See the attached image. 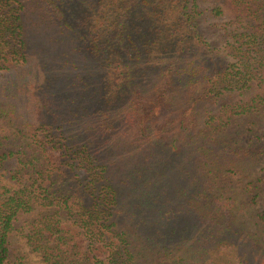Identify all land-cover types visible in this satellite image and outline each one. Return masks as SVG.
<instances>
[{"label":"trees","instance_id":"1","mask_svg":"<svg viewBox=\"0 0 264 264\" xmlns=\"http://www.w3.org/2000/svg\"><path fill=\"white\" fill-rule=\"evenodd\" d=\"M0 98V264L23 214L46 264H264L213 137L264 108V0H0Z\"/></svg>","mask_w":264,"mask_h":264},{"label":"rangeland","instance_id":"2","mask_svg":"<svg viewBox=\"0 0 264 264\" xmlns=\"http://www.w3.org/2000/svg\"><path fill=\"white\" fill-rule=\"evenodd\" d=\"M231 16L225 8L222 20ZM217 37L211 35V41ZM0 105L10 106L11 103L0 98ZM160 107L151 108V116L157 117ZM190 111L187 105L185 112ZM11 131L8 124L0 121V136ZM213 137L223 143L239 147L243 152V178L235 179L218 175L219 183L227 186L235 195L236 205L240 207L235 212L234 222L243 232L254 240V250L264 258V108L255 112L233 116L228 126L213 133ZM8 167L7 163H4ZM6 169V168H5ZM242 185L246 190H242ZM26 215L19 216L14 221V229L9 237V252L5 264H46L40 254L32 249L24 235L27 225ZM145 259L152 264L158 256L152 251H146ZM256 255V256H257Z\"/></svg>","mask_w":264,"mask_h":264}]
</instances>
